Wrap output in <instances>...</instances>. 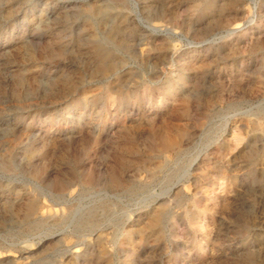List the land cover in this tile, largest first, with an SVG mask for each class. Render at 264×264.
Instances as JSON below:
<instances>
[{
  "label": "rangeland",
  "instance_id": "1",
  "mask_svg": "<svg viewBox=\"0 0 264 264\" xmlns=\"http://www.w3.org/2000/svg\"><path fill=\"white\" fill-rule=\"evenodd\" d=\"M0 264H264V0H0Z\"/></svg>",
  "mask_w": 264,
  "mask_h": 264
},
{
  "label": "bare ground",
  "instance_id": "2",
  "mask_svg": "<svg viewBox=\"0 0 264 264\" xmlns=\"http://www.w3.org/2000/svg\"><path fill=\"white\" fill-rule=\"evenodd\" d=\"M235 31H236V27H233L232 30H231V32H235Z\"/></svg>",
  "mask_w": 264,
  "mask_h": 264
}]
</instances>
